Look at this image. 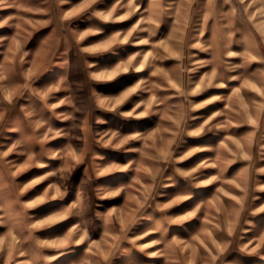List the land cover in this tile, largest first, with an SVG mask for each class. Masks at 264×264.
Segmentation results:
<instances>
[{
  "label": "rangeland",
  "instance_id": "obj_1",
  "mask_svg": "<svg viewBox=\"0 0 264 264\" xmlns=\"http://www.w3.org/2000/svg\"><path fill=\"white\" fill-rule=\"evenodd\" d=\"M0 264H264V0H0Z\"/></svg>",
  "mask_w": 264,
  "mask_h": 264
}]
</instances>
